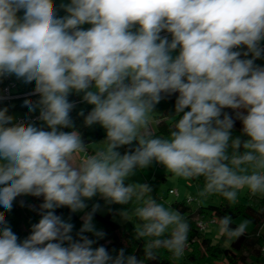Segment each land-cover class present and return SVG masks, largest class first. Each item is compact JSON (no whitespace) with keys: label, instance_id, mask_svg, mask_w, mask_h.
I'll list each match as a JSON object with an SVG mask.
<instances>
[{"label":"clouds","instance_id":"9594fccd","mask_svg":"<svg viewBox=\"0 0 264 264\" xmlns=\"http://www.w3.org/2000/svg\"><path fill=\"white\" fill-rule=\"evenodd\" d=\"M257 61L264 0H0V83L31 85L22 107L36 114L18 119L4 104L11 90L0 89V264H159L165 252L182 259L189 221L131 179L153 164L186 181L202 178L201 202L264 195ZM173 98L167 135L153 133L157 106ZM78 104L91 107L76 111ZM74 111L104 138L87 140ZM101 200L108 211L122 206L116 212L133 223L142 256L99 243L107 236L94 223ZM17 203L39 216L24 237L7 218ZM249 223L233 227L225 215L217 230L238 239Z\"/></svg>","mask_w":264,"mask_h":264},{"label":"trees","instance_id":"16d2710c","mask_svg":"<svg viewBox=\"0 0 264 264\" xmlns=\"http://www.w3.org/2000/svg\"><path fill=\"white\" fill-rule=\"evenodd\" d=\"M261 63V61H257ZM262 64V63H261ZM5 84L0 83V89ZM31 85L25 86L19 90L18 93L26 94L31 90ZM25 96L12 99L10 101H4L5 105L10 106V113L16 117L19 115L27 114L28 110L22 107ZM70 99L78 100V97L72 96ZM174 103L173 100L163 101L157 107L161 108L162 113L157 118L156 130L153 132L158 135H167L169 127L173 122L174 117L169 113L172 111ZM84 105L85 111L89 110L91 106ZM73 118L77 127H80L85 138L90 141H95L104 138L103 129L96 127L93 129H86L82 127V118L76 116V111L72 113ZM241 124L239 121L236 123L234 135L240 134ZM164 175L162 176V179ZM198 183L199 188L203 186V179L194 180ZM153 188V195H156L155 187ZM20 199L26 200L27 204L38 205L41 201L33 197H21ZM89 202V208L91 203ZM104 207L103 201H99ZM173 206L179 210L189 221L190 232L189 242L186 248L185 255L180 260H174L170 254L162 253L160 256L159 264H246L248 258H252V261L256 264H264L261 261L264 257V197H257L255 199L247 200L243 204L231 206L226 201H222L220 204H210L207 206L192 207L191 203L187 202L186 199L180 202H174ZM113 211H108L105 214L98 212L94 217V223L98 229H103L107 236L104 240L99 241L100 244H106L108 241L111 243L107 244L109 249L126 247L128 253L136 252L138 256H142V241H136L133 238L134 225L131 222L119 223L112 218V214L117 209H120V205H112ZM0 211H3L0 208ZM58 214H63L65 217L70 215L67 208L58 209ZM80 215L72 214V222L75 224L76 230L81 226ZM230 215L233 220L236 216L245 217L250 223L253 224V229L246 231V234L239 237L238 239H228L229 243L227 246H222L219 242H214L205 234V230H201L197 226V220L201 219L204 222H208L211 219H215V223L209 225H217L220 217ZM9 223L13 226L14 230L17 231L21 237L27 236L30 231V226L36 223L39 216L36 212L32 211L29 207H21L19 203L15 204L11 213L7 214ZM236 226V223L232 225ZM224 237V236H222ZM150 264H156V262H150Z\"/></svg>","mask_w":264,"mask_h":264},{"label":"rangeland","instance_id":"374dc122","mask_svg":"<svg viewBox=\"0 0 264 264\" xmlns=\"http://www.w3.org/2000/svg\"><path fill=\"white\" fill-rule=\"evenodd\" d=\"M262 64H264V61H261ZM18 84V89H23L26 85H23L20 82H17ZM27 94V93H26ZM81 108H84L83 104H78V107L76 111H79ZM158 113L155 114L153 123L151 125V130L154 132L156 130V121L157 118L161 115L162 110L161 108L157 107ZM102 139L95 140V142H98ZM98 145H93V147H97ZM123 151V149H121ZM164 175V178L162 179V176ZM135 182H140V183H148L150 186L155 187L156 195L155 196L160 202L165 203V205H171L173 208L174 202H180L183 201L184 199H188L191 202L192 207H197V206H207L210 204H220L223 200L226 201L228 204H230L227 200H225L222 196L220 195H213L209 197L206 201L201 202L198 197H197V192L199 189L198 183L196 181L191 180V181H186L182 178H177L173 176L172 174L168 173L161 165L158 164H153L151 167L138 172L136 176L131 178ZM175 190L176 194H169V189ZM257 197H264V195H252L250 194L247 190H244L242 193L239 194L238 202L236 204H230L231 206L238 205V204H243L247 200L250 199H255ZM98 199V198H97ZM95 201V200H94ZM104 210L101 211L100 213L105 214L107 212V209L105 207H102ZM67 218V217H65ZM112 218L119 223H125L119 215L117 214L116 211L113 212ZM242 220H247L243 216H236L234 218V222L236 224L240 223ZM135 222V221H133ZM218 226L217 225H209L207 226L205 230V234L211 238L214 242H219L222 246H227L229 243V240L227 237H222L218 233ZM253 229V224L249 223V227L247 231H250ZM262 262H264V257L261 259ZM241 264V263H240ZM246 264H256L252 261V258L247 259Z\"/></svg>","mask_w":264,"mask_h":264},{"label":"built area","instance_id":"2783aa9c","mask_svg":"<svg viewBox=\"0 0 264 264\" xmlns=\"http://www.w3.org/2000/svg\"><path fill=\"white\" fill-rule=\"evenodd\" d=\"M1 89H10L11 90L12 98L9 100H5V101H10L12 99L19 98L21 96L26 95L25 93L24 94L18 93V84L16 83V81L14 79H6L5 84L3 85V87ZM35 115L36 114H32L31 117H28L27 114H23V115L17 116V118L18 119H25V118L35 119ZM168 192H169V194H176L175 190H173V189H169ZM186 200H187V202L191 203L188 199H186ZM212 223H215V219H211L208 222H204L201 219L197 220V226L201 230L205 229L207 226H209V224H212ZM262 251H264V248H262Z\"/></svg>","mask_w":264,"mask_h":264},{"label":"crops","instance_id":"0c3cea01","mask_svg":"<svg viewBox=\"0 0 264 264\" xmlns=\"http://www.w3.org/2000/svg\"><path fill=\"white\" fill-rule=\"evenodd\" d=\"M19 90H21V89H19ZM171 189V188H170Z\"/></svg>","mask_w":264,"mask_h":264}]
</instances>
